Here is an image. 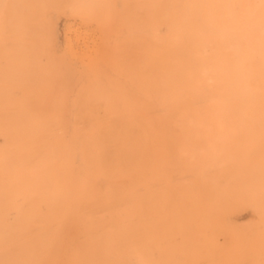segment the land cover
Wrapping results in <instances>:
<instances>
[{
	"label": "bare ground",
	"instance_id": "obj_1",
	"mask_svg": "<svg viewBox=\"0 0 264 264\" xmlns=\"http://www.w3.org/2000/svg\"><path fill=\"white\" fill-rule=\"evenodd\" d=\"M241 8L251 1L0 0V264L257 250L264 39Z\"/></svg>",
	"mask_w": 264,
	"mask_h": 264
},
{
	"label": "rangeland",
	"instance_id": "obj_2",
	"mask_svg": "<svg viewBox=\"0 0 264 264\" xmlns=\"http://www.w3.org/2000/svg\"><path fill=\"white\" fill-rule=\"evenodd\" d=\"M252 3V10L248 13L244 11L243 8L239 9V13L244 15L251 16L252 19L257 23L258 32L257 39H264V0H250ZM243 19V16H240ZM259 29H261L259 31ZM82 33V34H81ZM67 38L73 44V46L79 50L84 51L86 46L88 45V38H86L85 33L82 29H74L72 31L67 32ZM259 41V40H258ZM258 44V48H262L257 50V53H264V41L256 42ZM244 43H241L240 46L243 47ZM240 55L243 54V50H240ZM264 69V67L259 66L257 69ZM243 101L250 102L248 97L243 98ZM7 222H12L13 218H6ZM262 236V237H261ZM260 242L258 244L257 250H250L247 252H243L242 254L234 253L232 251H225L224 248H220L216 253V263L217 264H264V235H261ZM49 261V262H48ZM48 262V263H47ZM43 264H51V260L46 258Z\"/></svg>",
	"mask_w": 264,
	"mask_h": 264
}]
</instances>
